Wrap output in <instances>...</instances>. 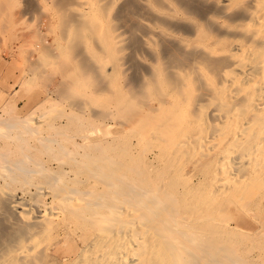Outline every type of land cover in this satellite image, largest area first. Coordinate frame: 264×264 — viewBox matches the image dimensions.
Wrapping results in <instances>:
<instances>
[{
  "label": "bare ground",
  "instance_id": "obj_1",
  "mask_svg": "<svg viewBox=\"0 0 264 264\" xmlns=\"http://www.w3.org/2000/svg\"><path fill=\"white\" fill-rule=\"evenodd\" d=\"M213 2L196 13L208 33H196L193 60L163 62L148 79H162L161 96L131 127L118 123L120 135L3 122L0 194L11 204H0L29 235L1 240L0 264H42L44 252L52 264H233L215 258L214 239L257 237L211 206L246 214L264 178V0ZM44 233L59 238L43 246Z\"/></svg>",
  "mask_w": 264,
  "mask_h": 264
},
{
  "label": "rangeland",
  "instance_id": "obj_2",
  "mask_svg": "<svg viewBox=\"0 0 264 264\" xmlns=\"http://www.w3.org/2000/svg\"><path fill=\"white\" fill-rule=\"evenodd\" d=\"M213 1L0 0V128L4 121L30 119L76 138L82 130L96 128L105 137L120 135L119 124L131 127L146 104L161 96L162 79H154L151 87L148 79L159 78L165 64L176 68L193 60L196 33H208L196 13L207 14ZM79 108L86 110L79 113ZM2 141L0 136V154L9 150ZM20 187H10L17 197L26 192ZM245 204L244 215L228 200L211 206L231 226L257 236L214 239L213 253L220 262L264 264V178ZM0 209V241L29 235L23 218L7 205ZM58 238L44 233L38 240L49 246ZM44 253L42 264H52Z\"/></svg>",
  "mask_w": 264,
  "mask_h": 264
}]
</instances>
